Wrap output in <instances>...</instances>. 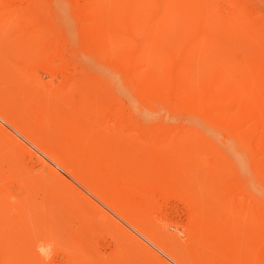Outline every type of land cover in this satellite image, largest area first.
Listing matches in <instances>:
<instances>
[{
	"label": "bare ground",
	"instance_id": "6f19581e",
	"mask_svg": "<svg viewBox=\"0 0 264 264\" xmlns=\"http://www.w3.org/2000/svg\"><path fill=\"white\" fill-rule=\"evenodd\" d=\"M182 121L254 159L264 189V0H0L2 150L22 140L49 163L39 159L48 174L59 177L52 165L87 190L79 160L128 163L121 207L94 194L115 214L130 222L144 214L158 177L210 223L223 203L171 174L169 151L188 142L157 138ZM241 177L222 168L213 184L245 198ZM240 214L234 229L264 232L260 204ZM174 230V242H188Z\"/></svg>",
	"mask_w": 264,
	"mask_h": 264
},
{
	"label": "rangeland",
	"instance_id": "374dc122",
	"mask_svg": "<svg viewBox=\"0 0 264 264\" xmlns=\"http://www.w3.org/2000/svg\"><path fill=\"white\" fill-rule=\"evenodd\" d=\"M160 121L156 120V125ZM170 133L157 138H175L189 144L182 150L169 151L175 165L171 174L191 178L196 187L202 183L210 201L223 203L222 209L210 212L216 213L210 223L208 214L203 215V210L192 213L179 198L177 187L158 177L151 181V202L145 213L127 221L94 194L97 191L106 199L114 196L115 207H121L116 199H122L132 183L125 176L132 168L130 164H114L108 157L79 160L82 163L74 169L84 172L90 193L49 165L59 176L52 177L39 159L49 163L18 140L19 148H0V264H264V243L256 241L264 237V232L256 226L233 228L241 209L250 202L260 204L264 212V189L262 180L256 177V161L248 160L241 150L219 144L196 123L179 122ZM222 168L239 171L245 198L232 190L231 195H225L219 183L213 184L221 180ZM218 214L220 226L216 224ZM138 228L165 244L159 249ZM177 228L188 242H174ZM245 233L247 241L243 240ZM231 236L235 240L231 241Z\"/></svg>",
	"mask_w": 264,
	"mask_h": 264
}]
</instances>
